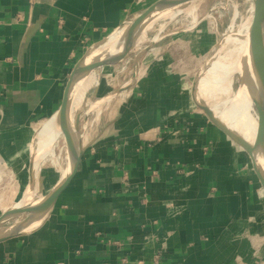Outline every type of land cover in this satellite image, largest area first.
Listing matches in <instances>:
<instances>
[{
    "label": "crops",
    "instance_id": "obj_1",
    "mask_svg": "<svg viewBox=\"0 0 264 264\" xmlns=\"http://www.w3.org/2000/svg\"><path fill=\"white\" fill-rule=\"evenodd\" d=\"M145 1L0 0V163L29 149L33 122L55 114L76 63ZM140 69L112 90L68 189L36 226L0 242V264H235L242 255L250 230L241 222L262 200L248 154L188 99L168 58Z\"/></svg>",
    "mask_w": 264,
    "mask_h": 264
},
{
    "label": "rangeland",
    "instance_id": "obj_2",
    "mask_svg": "<svg viewBox=\"0 0 264 264\" xmlns=\"http://www.w3.org/2000/svg\"><path fill=\"white\" fill-rule=\"evenodd\" d=\"M153 1H145V6L140 12L145 10ZM194 4L197 9L192 13L183 12L174 18L161 16L147 31L148 39L138 42L131 53L115 67L97 75V82L88 88L85 100L77 111V114H82L81 129L82 117L91 105L95 103V107L101 106L103 108L100 115L102 118L106 112V104H109L113 98L108 99V96L113 93L112 90L119 89L120 86L130 81L137 64L140 66L144 61L149 62L151 60L163 61L168 58L175 68L174 72L185 78V85L182 87L184 88L183 91L187 93L188 99L193 103H196V98L201 103L214 104V107L220 110L217 101L224 98V95L217 93L215 99H209L198 88L197 82L212 59L218 58L221 61L223 54L235 46L233 42L223 43V40L230 31L242 27L253 18V0H201V2L197 0ZM190 7L191 4L188 2L184 9L188 10ZM195 14L196 23L194 22ZM118 37L119 34L116 33L111 39L116 40ZM166 54L168 55L164 58L163 55ZM140 71L139 68L138 76ZM240 76V74L234 75L232 90L236 92L242 81ZM94 115L93 111L92 116ZM49 119L40 124L39 121L33 122V127H36L35 132L39 127H44ZM31 144L27 146L35 147L34 139ZM51 146L53 151L46 155L39 167L40 170L32 188L29 178V165L33 159L32 154L35 148L32 154L30 149L26 148L27 150L20 154L14 162L0 163V213L21 199L27 188L30 191L35 188V194L31 198V202H34L44 198L55 187L58 183L57 179H60L66 167V148L62 135L55 142L51 141ZM19 160H24V162H19ZM42 168L47 169L48 173L51 174L47 185L41 184L39 181ZM259 189L261 191L260 186ZM25 217L26 215H23L18 219L22 220ZM244 219L241 226L248 225L247 228L250 232L246 229L240 235L242 239L239 252H242V255H239L235 264H264V214L262 206H258L252 215ZM13 222L14 220L9 221L4 227Z\"/></svg>",
    "mask_w": 264,
    "mask_h": 264
},
{
    "label": "bare ground",
    "instance_id": "obj_3",
    "mask_svg": "<svg viewBox=\"0 0 264 264\" xmlns=\"http://www.w3.org/2000/svg\"><path fill=\"white\" fill-rule=\"evenodd\" d=\"M195 1L197 0H175L172 3V5L174 4V6L171 7V5L169 7L171 9L166 11L163 16L165 18H174L183 12L192 13L197 9L195 8ZM188 2L189 4H191V7L188 10H185L184 6ZM196 21L197 18L195 14L194 22L196 23ZM252 21L253 18L245 23L242 27L233 29L227 34V36L223 40V43L233 42L235 46L226 51L225 54H223L221 61L218 58H214L210 61L209 65L206 67L205 72L199 78L197 85L198 88L202 90L209 99H215L217 93L224 95V98H221L219 101H217L220 110H217L214 107V104L208 105L213 109L215 115L224 123H226L232 130L243 136L249 142L254 143L257 117L252 99L258 100L259 103L264 107V73L259 61L257 60V57L253 50V44L249 37V30L251 28ZM116 30L102 40L94 43L87 50L82 63V68L84 71H87L89 66L98 58L104 57L112 47L118 48L126 44L134 34V29L125 30L124 32L119 33V41L115 43L114 39H111V37L116 34ZM148 30L149 29H147L143 36L140 38L141 42L148 39ZM135 71L136 73L134 74V79L131 78L129 82L123 84L122 86H120V88L129 86L133 82V80L136 79L138 70L136 69ZM235 74H240V77L242 78L237 92L232 90ZM96 82V75L89 76L87 77L85 82H83L78 88L73 91L68 100L66 109V116L71 122H73L75 117L79 114H77L78 108L85 100L84 98L86 96L88 88ZM113 95L114 93L112 94V96ZM110 96L108 97V99L111 98ZM196 101L201 102L199 99H196ZM91 108L95 113L94 116H92L93 111ZM102 109L103 108L101 106L95 107L94 103L83 115L82 118L84 120L83 124L85 125V127L83 130L84 132L81 131L80 133L82 141H84V143L86 138H88V133L93 130L98 124ZM224 114H227L228 117H225ZM81 115L82 114H80V116ZM47 122L48 123H46L44 127L41 126L36 129L33 138L35 140V147H32V144L29 147L31 154L33 152V149L35 148V151L32 154L33 159L31 164V172L35 178L38 175V172L40 170L39 167L41 166L46 155L50 154L53 151L51 141L55 142L56 139L60 135H62L57 126L55 114ZM32 191L27 188L24 191L21 199H19L17 202L15 201L16 203L12 202V200L11 202L14 203V205L11 207L7 205L8 208L24 205L31 202V198L33 194H35V188H33ZM41 220L42 219L40 218H36V220H28V222H24L19 226L15 224L17 222L16 221L14 224L12 223V225L2 228L0 230V233L5 235L17 230L27 231L36 226Z\"/></svg>",
    "mask_w": 264,
    "mask_h": 264
},
{
    "label": "water",
    "instance_id": "obj_4",
    "mask_svg": "<svg viewBox=\"0 0 264 264\" xmlns=\"http://www.w3.org/2000/svg\"><path fill=\"white\" fill-rule=\"evenodd\" d=\"M173 1L175 0H156L145 10L127 20L116 30V33L119 34L125 30L134 29L132 38L123 46L118 48L112 47L104 57L98 58L94 61L87 71H84L82 68L85 55L76 63L64 84L60 104L55 112L57 126L62 134L66 148L65 170L55 187L41 200L29 202L20 206H14L2 211L0 213V230L12 225L10 224L4 227V225L11 220H14L13 224L17 221L15 224L19 226L24 222H28V220H36V218L43 219L53 207L57 199L68 189L77 174L83 154V141L80 133L82 131L81 113L75 117L73 122H71L66 116V109L70 96L76 88L85 82L87 77L92 75L97 76L99 73L115 67L124 60L131 53L133 47L140 41V38L146 30L150 29L166 11L171 9L169 7L172 5ZM254 5V16L249 30V37L253 44V50L257 60L264 73V0H254ZM173 6L174 4L171 7ZM114 41L116 43L119 40L117 38ZM132 79H134V76ZM119 90H121V88L116 89V92ZM252 100L257 117L254 143L249 142L243 136L232 130L215 115L213 109L208 104L197 102L195 98L196 104L205 112L209 120L248 154L255 172L257 183L261 188V206L264 214V107L258 100ZM31 164L30 185L32 188L35 177L31 172ZM23 215H26V217L19 220L18 217ZM24 232H26V230L12 231L5 235L0 233V242L18 236Z\"/></svg>",
    "mask_w": 264,
    "mask_h": 264
},
{
    "label": "built area",
    "instance_id": "obj_5",
    "mask_svg": "<svg viewBox=\"0 0 264 264\" xmlns=\"http://www.w3.org/2000/svg\"><path fill=\"white\" fill-rule=\"evenodd\" d=\"M139 68H140V66H138V64H137V68H136V69L139 70ZM136 69H135V70H136ZM135 73H136V71H134V74H135ZM134 74H133V76H134ZM136 75H137V77H138V74H136ZM137 77H136V78H137ZM82 121H84V120H82ZM84 127H85V125L83 124V125H82V131L84 130ZM83 132H84V131H83Z\"/></svg>",
    "mask_w": 264,
    "mask_h": 264
}]
</instances>
